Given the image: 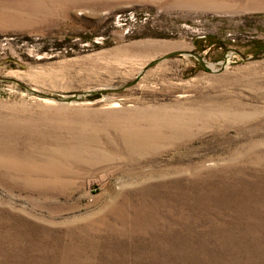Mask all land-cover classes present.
I'll return each instance as SVG.
<instances>
[{
  "label": "rangeland",
  "instance_id": "374dc122",
  "mask_svg": "<svg viewBox=\"0 0 264 264\" xmlns=\"http://www.w3.org/2000/svg\"><path fill=\"white\" fill-rule=\"evenodd\" d=\"M0 264H264V0H0Z\"/></svg>",
  "mask_w": 264,
  "mask_h": 264
}]
</instances>
